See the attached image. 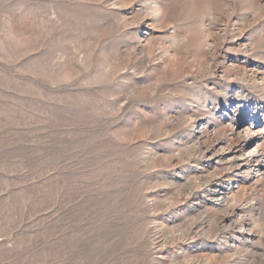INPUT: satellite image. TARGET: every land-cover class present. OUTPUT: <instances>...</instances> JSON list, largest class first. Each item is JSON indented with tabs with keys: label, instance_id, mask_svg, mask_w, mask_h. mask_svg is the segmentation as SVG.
I'll list each match as a JSON object with an SVG mask.
<instances>
[{
	"label": "rangeland",
	"instance_id": "374dc122",
	"mask_svg": "<svg viewBox=\"0 0 264 264\" xmlns=\"http://www.w3.org/2000/svg\"><path fill=\"white\" fill-rule=\"evenodd\" d=\"M0 264H264V0H0Z\"/></svg>",
	"mask_w": 264,
	"mask_h": 264
},
{
	"label": "bare ground",
	"instance_id": "6f19581e",
	"mask_svg": "<svg viewBox=\"0 0 264 264\" xmlns=\"http://www.w3.org/2000/svg\"><path fill=\"white\" fill-rule=\"evenodd\" d=\"M239 126H240V128H244L245 129V137L242 140V142H245L247 144L246 145L247 155L249 157L250 156H254L256 158L261 157L262 154L260 153V151L258 149L257 150L256 149L252 150L249 147L250 146L249 142L255 141L257 139V137H259L261 135L260 130H258L257 126L254 123H249L245 127L242 124L239 125ZM232 191H233V187L232 186H221L219 188V190H217V192L215 194V196H216V200H215L216 206L217 207H222L223 205H226L227 201L229 199V194H231Z\"/></svg>",
	"mask_w": 264,
	"mask_h": 264
}]
</instances>
